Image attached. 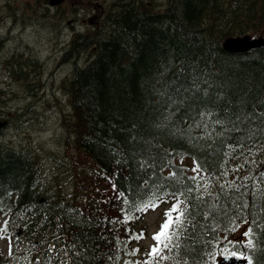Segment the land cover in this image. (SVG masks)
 Here are the masks:
<instances>
[{
    "label": "trees",
    "instance_id": "trees-1",
    "mask_svg": "<svg viewBox=\"0 0 264 264\" xmlns=\"http://www.w3.org/2000/svg\"><path fill=\"white\" fill-rule=\"evenodd\" d=\"M65 3L63 19L68 10L97 17L63 43L67 73L46 79L42 62L18 48L0 59L15 86L0 81V264H142L155 241L140 250L129 237H146L143 220L157 208L137 206L156 197L166 208L154 233L176 197L187 210L180 247L158 264H214L228 255L220 234L245 221L253 244L233 249L264 264V46L233 53L221 45L228 36H264V0H115L109 10ZM3 38L0 47L12 39ZM47 83L64 100L55 97L59 154L20 133L18 142L4 136L13 125L7 102L21 98L24 113Z\"/></svg>",
    "mask_w": 264,
    "mask_h": 264
},
{
    "label": "rangeland",
    "instance_id": "rangeland-1",
    "mask_svg": "<svg viewBox=\"0 0 264 264\" xmlns=\"http://www.w3.org/2000/svg\"><path fill=\"white\" fill-rule=\"evenodd\" d=\"M62 1L64 2V0H53V4H58V2ZM84 1L88 4V7H90V9H94L95 5L102 2L104 4V7L109 10L108 5L112 4L115 0ZM40 2L41 0H27L25 6L22 7V11L20 14L13 12L6 13L4 11L0 13L9 16V18L11 19L19 17L17 23L24 20V23L27 26L26 28L21 27L20 30L12 28L11 31H7L9 25L11 24L10 19L4 16H0L3 19L5 18L3 21H1L0 25V41L4 40L2 35H5L6 31L7 34L11 35L12 37V39H9L8 42H4L0 47V59L2 60L3 58H7L15 51V48H18L19 50L15 53L19 55L22 54L21 56H23V58L31 55V57H33L35 60L42 62V72H44V74L47 72L46 79L50 78L52 80H55L61 78L65 73H67L66 68H64V64L60 63L59 58L63 43L65 42V40L67 41L69 38L71 39L73 34L81 31L80 22H83V20L85 19H89L88 17L92 18L93 15L91 13H88V15H86V18L84 17V15L80 17H74L68 10L66 12V19H63L59 16V12H65L68 8L66 6V3L62 2L61 6L58 8L49 9L51 8V6L55 7L54 5H49V8H45L48 10H53L51 14L48 13V16H45L46 14L43 12L44 8L40 6ZM1 7L2 5L0 4V11ZM55 10L57 12V16L53 15L55 13ZM33 14L34 16H30ZM90 24L93 25V22H90ZM81 58L82 61L80 62V64H82L85 60L84 54L81 56ZM41 65L39 70H37L41 73V75H43L41 72ZM46 65L47 69L45 68ZM0 77V81L3 84H7L1 85L2 87L7 86L10 89H15L14 85H10L8 83L7 78L3 73H0ZM43 87L38 89V92L41 93L39 94L38 100L40 99L42 100V102H39L40 100L34 102L29 110L25 111L24 113H21V105L19 104V100L21 98L16 99V102H13L12 100L11 102H7L8 97L5 96V102H7L8 105L9 103H11V105L6 107L5 110H7V115L10 116V123H12L13 120V125H11L12 127L10 126V128L12 129L11 132L5 133L4 136H6L12 142H18L21 138L17 134L20 133V136H29L32 139L33 144L38 145L43 150H49V152L59 154L61 152L60 150H62V147L60 146L62 145V137L64 136L60 131V115L58 114V110L60 107L57 106L56 102H59L57 98L63 100V97L61 96L59 88L56 84L50 86L49 83H47V86L44 90L42 89ZM4 91H6V89H4ZM7 94L8 96H10L11 93L7 92ZM26 99L27 98L24 97V99H22L20 102L24 101V103H26ZM61 102L64 103V100ZM44 107L45 110H42V108ZM0 136L3 138V135ZM183 163L186 164L192 171H194L193 165L189 160H185L183 161ZM157 208L165 207L160 205ZM161 212L162 210L158 209L146 215L144 224L148 232L151 233L155 230L160 220ZM2 222L3 215L0 213V225H2ZM246 229L247 228L244 225L240 226L234 232V237L241 240H246L247 237H244L243 235V232ZM1 231L2 230H0V232ZM3 245L5 247V241ZM19 264L29 263L20 261Z\"/></svg>",
    "mask_w": 264,
    "mask_h": 264
},
{
    "label": "snow or ice",
    "instance_id": "snow-or-ice-1",
    "mask_svg": "<svg viewBox=\"0 0 264 264\" xmlns=\"http://www.w3.org/2000/svg\"><path fill=\"white\" fill-rule=\"evenodd\" d=\"M165 119H168V117L166 116ZM193 170L200 171V168L197 167ZM261 175L264 176V173H262ZM190 179H195V177H191ZM189 191H191V189H189ZM120 195L123 196L124 194L121 193ZM171 195L176 197L175 193H171ZM160 200H161L160 197H156L155 200H149L148 202H145L142 205L137 206V211H146L149 208L155 209L159 206V203L157 201H160ZM123 203L128 204V200L125 199ZM182 203L184 202L181 201L179 197H176V203L172 204V207L165 212L164 222L160 225L159 231L154 233L152 236V240L155 241V244L151 247L150 251L147 253L148 259H145L142 262V264H153L154 261H157V264H158V260L168 259L167 256L162 255V253L165 250L171 251L172 248L174 247L176 248L180 247L179 241L182 235V229L184 227V217L187 211V210H181ZM244 207H247V205L245 204ZM69 211L71 214V213H74L75 210H69ZM122 211H125V209H122ZM173 213H177V215L173 217ZM130 218L131 217L125 211L123 222H127ZM7 223L8 222L5 221V228L7 226ZM245 223H247V221H245ZM233 230H235V228ZM252 232H253V229L249 227L243 232V235L244 237H248L252 234ZM143 235H144L143 232L139 234H133L132 236L129 237V239H142ZM117 243L119 244L120 241L117 240ZM229 243H232V242L229 241ZM252 244H253V241L251 239L247 240L248 247H251ZM138 251L139 249H133L128 254L135 256ZM221 251L222 253L224 252L228 253V255H225L224 257L225 259L234 257L237 259L247 260L248 264H252L251 259H249L247 256L238 255V253L234 250L229 252L227 245H225V247L221 249ZM109 259H112V258L109 257ZM125 264H129V262L126 261ZM136 264H141V262L137 261Z\"/></svg>",
    "mask_w": 264,
    "mask_h": 264
},
{
    "label": "water",
    "instance_id": "water-1",
    "mask_svg": "<svg viewBox=\"0 0 264 264\" xmlns=\"http://www.w3.org/2000/svg\"><path fill=\"white\" fill-rule=\"evenodd\" d=\"M264 45V39L261 37H250L249 35L232 36L225 38L222 42V47L233 53L244 52L256 47ZM217 264H248L243 259L230 257L228 259L222 258Z\"/></svg>",
    "mask_w": 264,
    "mask_h": 264
},
{
    "label": "flooded vegetation",
    "instance_id": "flooded-vegetation-1",
    "mask_svg": "<svg viewBox=\"0 0 264 264\" xmlns=\"http://www.w3.org/2000/svg\"><path fill=\"white\" fill-rule=\"evenodd\" d=\"M7 1H8V0H0V4H1V5H3V4H4V5H7ZM26 1H27V0H22V3L25 4ZM50 1H51V0H41L40 5H42V4H44V3H45V4H46V3L49 4ZM19 2H20V0H19ZM1 9H2V7H1ZM2 16L7 17L5 14H2ZM0 18H1V17H0ZM4 19H5V18H4ZM1 21H3L2 18H1V20H0V25H1ZM22 22H24V20H23ZM23 27H24V25H23Z\"/></svg>",
    "mask_w": 264,
    "mask_h": 264
},
{
    "label": "bare ground",
    "instance_id": "bare-ground-1",
    "mask_svg": "<svg viewBox=\"0 0 264 264\" xmlns=\"http://www.w3.org/2000/svg\"><path fill=\"white\" fill-rule=\"evenodd\" d=\"M119 1V0H118ZM121 3V2H120ZM90 14V13H89ZM92 15L94 14V13H91ZM100 25V24H99ZM93 37V36H92ZM68 56V55H67ZM68 58V57H67ZM67 60V59H66ZM73 60V59H72ZM78 61V60H77ZM15 66V65H14ZM1 67V66H0ZM17 76V75H16ZM43 89V88H42ZM215 143V142H214ZM192 153V152H191ZM197 153V152H196ZM213 153V152H212ZM215 168H217V167H215ZM187 188V187H186ZM147 192V191H146ZM250 207V206H249Z\"/></svg>",
    "mask_w": 264,
    "mask_h": 264
}]
</instances>
